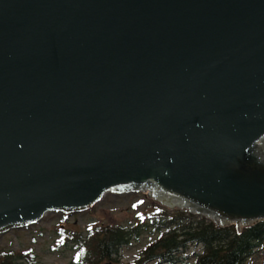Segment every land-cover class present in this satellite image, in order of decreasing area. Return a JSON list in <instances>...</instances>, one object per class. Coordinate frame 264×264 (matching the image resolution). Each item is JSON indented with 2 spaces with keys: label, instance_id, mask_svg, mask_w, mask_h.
<instances>
[{
  "label": "water",
  "instance_id": "1",
  "mask_svg": "<svg viewBox=\"0 0 264 264\" xmlns=\"http://www.w3.org/2000/svg\"><path fill=\"white\" fill-rule=\"evenodd\" d=\"M109 191L264 220V0H0V233Z\"/></svg>",
  "mask_w": 264,
  "mask_h": 264
},
{
  "label": "trees",
  "instance_id": "2",
  "mask_svg": "<svg viewBox=\"0 0 264 264\" xmlns=\"http://www.w3.org/2000/svg\"><path fill=\"white\" fill-rule=\"evenodd\" d=\"M66 217L63 215L61 222H65ZM140 218L145 219L130 226L89 225L83 233L59 225L55 244H71L73 264L118 261L119 251L143 232L149 233L151 239L129 264H250L252 255L264 257V221L237 231L234 224L218 226L186 209L161 206ZM191 247L195 249L190 251ZM190 256L193 259L187 261ZM36 257L32 247L0 249V264H36Z\"/></svg>",
  "mask_w": 264,
  "mask_h": 264
},
{
  "label": "rangeland",
  "instance_id": "3",
  "mask_svg": "<svg viewBox=\"0 0 264 264\" xmlns=\"http://www.w3.org/2000/svg\"><path fill=\"white\" fill-rule=\"evenodd\" d=\"M159 206L161 205H155L142 191L124 193L109 191L89 209L69 214L63 226H67L73 232L78 233H83V230L86 231L85 228L89 225L119 223L122 226H130L145 219L140 218L141 215L150 213ZM62 215V212H47L35 224L0 233V249L21 250L32 247L37 256L36 264H71L73 255L71 244L68 243L55 248L54 243L55 233L61 224ZM149 236V233L143 232L137 240H133L128 247L119 251L118 261L107 260L102 264H129L135 260L140 248L147 245L151 239ZM69 237L66 239L69 240ZM194 249L195 247H191L190 251ZM192 259L193 257L190 256L187 261ZM250 259L252 260L250 264H264V257L258 254L252 255Z\"/></svg>",
  "mask_w": 264,
  "mask_h": 264
}]
</instances>
